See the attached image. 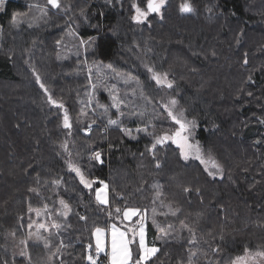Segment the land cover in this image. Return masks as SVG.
Here are the masks:
<instances>
[{
	"label": "trees",
	"instance_id": "1",
	"mask_svg": "<svg viewBox=\"0 0 264 264\" xmlns=\"http://www.w3.org/2000/svg\"><path fill=\"white\" fill-rule=\"evenodd\" d=\"M182 2L166 0L161 15L150 14L144 24L133 21L132 4L146 10L147 0H59L63 16L61 8L47 5L49 19L36 39L45 55L39 54L37 62L36 48L28 47L18 72L11 33L24 39L36 31H20V17L31 12L24 5L28 1L4 0L0 31L8 42L0 47V264H87V255L95 254L94 227L106 228L116 219L114 211L109 218L108 209L96 203L99 181L107 184L113 207L146 210L148 244L159 248L148 264H188L193 251V264H229L245 248L264 249V0H188L193 11L185 16L179 11ZM72 38L73 45L86 43L83 55L56 52L71 48ZM149 66L167 73L173 87H157ZM34 70L53 99L64 104L71 129L63 127L64 110L47 103ZM110 93L127 105L120 107L123 115L112 107ZM173 98L176 111L183 109L187 120H195L196 139L221 166L220 178H210L196 161L182 160L171 141L157 145L154 158L148 151L153 136L136 131L146 126L155 135L174 130L162 106ZM109 118L119 119L131 135L109 126ZM69 160L97 181L92 189L69 171ZM154 185L160 186L159 197ZM61 200L71 211L66 218L55 216L60 227L43 234L49 248L28 242L35 211L47 205L55 215ZM169 206L180 211L165 215ZM181 221L193 229L195 244L189 243L192 233ZM21 240L27 241V255L18 257L13 252ZM61 241L66 247H58Z\"/></svg>",
	"mask_w": 264,
	"mask_h": 264
},
{
	"label": "snow or ice",
	"instance_id": "2",
	"mask_svg": "<svg viewBox=\"0 0 264 264\" xmlns=\"http://www.w3.org/2000/svg\"><path fill=\"white\" fill-rule=\"evenodd\" d=\"M166 3V0H147L146 10H142L141 7H139L136 3L132 4V8L135 10V15L132 17L133 21L136 23H144L148 16L152 13H155L157 15H161V9L164 7ZM47 4L51 5L52 8H60L61 5L59 3V0H47ZM4 6V0H0V11L3 10ZM179 11L181 13H190L193 11L192 5L188 2V0H184L179 6ZM211 11V9H209ZM12 23L13 26L16 25L17 20L16 17H12ZM245 63H247V60H245ZM148 73L151 74V80L155 82L157 87H166L168 89H171L173 87L172 81L168 79L167 73H161L154 69L153 67H147ZM33 75L35 76L36 83L40 86V88L44 91L45 96L47 97V103L63 109L64 115H63V127L65 129H71L72 125L69 120V115L67 113V109H65V106L62 102H58L57 100L53 99L52 95L49 93L47 87L44 85V83L41 80V77L38 73L33 71ZM114 87V86H113ZM111 95V99L113 101L112 107L117 110V113H120V115H123V113L120 111V107L122 104H125L124 100L120 99L117 95ZM141 97H143V91H141ZM178 104V101L176 99H170L168 104L162 105L164 110L167 112L168 117L171 119V121L177 125L174 130L172 131H165L163 135H155L154 132H149L148 127L145 128H137V132H144L146 135H152L153 136V143L150 148H148V151L153 154V157L155 158V153L157 150V145L163 147L165 143L168 141H171L173 144L176 145L180 149V158L184 161H188L189 159H195L198 160L201 164H203L204 170L208 173L209 176H216L217 174H220L222 172V168L219 165V163L216 162L214 158L209 155L207 158H205L203 151L199 145V142L196 144H192L190 142V136L191 131L190 129L195 127V120H187L185 118V114L183 109L180 111H176V106ZM125 106H127L125 104ZM105 113H107V109H105ZM140 115H143L141 113ZM92 123H95V120L92 121ZM108 125L109 126H116L120 128V131L125 132L128 135H131V130L126 129L121 126V122L119 119H108ZM264 123V121H262ZM149 125H151V121H149ZM153 129L155 128V125H151ZM91 129V124L88 125V130ZM134 138V137H133ZM62 147L67 151V144L65 143L62 145ZM94 158L97 161H101V154L99 152L93 153ZM102 162V161H101ZM68 169L71 172H74L76 177L79 178V182L81 185H83L86 189H92L93 184L97 183V181L92 180L84 174V172L81 170L80 167L74 165L71 160L67 161ZM156 167H160L159 161L156 162ZM210 168L215 169V172L211 171ZM53 185H59V180H53ZM101 186L95 189V200L96 203L100 206H103L101 209L102 211L105 209H108V216L109 218H112L113 211L116 213V219H120V214L122 213V219L124 221H131L133 217H139L138 220H136L134 223L138 225V227H128L126 230L122 231L120 228L116 226V224L111 225L110 229V245L106 243L105 241V228L100 226H95L92 231V236L95 238V252L96 256H93L92 254L87 255L86 259L88 261V264H97V260L99 257V254L101 252H104L106 248L110 247V251L106 253L108 258V264H148L149 261L152 260V258L159 252V248L155 245L149 246L146 243V236H145V227H144V221L146 219V210L144 213L141 212V209L139 208H133V207H127L121 208L119 206L113 207L110 204L109 198H108V192H107V184H105L103 181L98 182ZM154 187L157 188L156 195L159 197L162 193L159 191L158 185H154ZM30 192H36L37 190L34 188L29 189ZM185 192L190 191V189L185 188ZM37 194H39L37 192ZM60 204L62 205L64 211L65 218L68 216L69 212L71 211L69 205L65 203L63 200L60 201ZM29 213L33 211V209L30 207L28 209ZM44 211L47 212V205L44 207ZM180 209H172L171 206H169L168 213H164L165 215L171 214L173 216L176 215L177 212H179ZM153 215L157 213V210L155 207L152 209ZM36 215L39 217L40 212L37 211ZM49 220L52 221L50 227L51 228H59L60 225L57 221L53 220L52 217H48ZM81 220H86L87 217L80 215ZM153 224L156 225L157 228H160V225L156 223L155 219H153ZM32 223L28 225L29 228H32ZM181 226L183 229L189 231L192 233V239L189 240L190 244H195V234L193 229L185 224L183 221H181ZM39 228H43L45 231H48L49 226L46 224H39ZM163 231V229H160ZM13 237H15V233H12ZM33 234L29 233V237H31ZM167 236V233H166ZM37 240H43V246L45 249L49 248L50 241L47 239H44L40 235H36ZM161 239H165L166 237H162ZM21 244L24 245V249L21 251V255L25 256L27 255V241L21 240ZM134 245H138V247H134ZM59 248H64L66 245L63 241L60 242ZM89 249L91 248V244L88 246ZM214 251H219V249H214ZM196 256V252H191V255L188 257V264H193V259ZM29 261L31 260V257H28ZM261 261H264V249H257L256 251H251L247 248L244 250V254L242 256H236L234 259L230 260L229 264H260Z\"/></svg>",
	"mask_w": 264,
	"mask_h": 264
},
{
	"label": "rangeland",
	"instance_id": "3",
	"mask_svg": "<svg viewBox=\"0 0 264 264\" xmlns=\"http://www.w3.org/2000/svg\"><path fill=\"white\" fill-rule=\"evenodd\" d=\"M26 1H28L29 2V4H27V3H24V5H25V7L28 9V10H30V7H31V12L27 15V16H25L24 18H23V20H22V17H20V21H22V26H20V31H22V32H24V31H26V28H31V29H28V32L29 33H33V32H35L36 31V33L34 34V36L32 37V38H29V37H26L25 36V38L23 39L22 38V36L21 35H18V34H14L13 32L11 33V35L16 39L15 41H16V43H15V47L12 49L13 51H10L13 55H15L16 56V68H17V70H18V72H20V69L18 68V66H19V63H18V61H25L26 60V58H27V53H26V51L28 50L27 48L28 47H30V48H32L31 46L33 45V48H36V52L33 54V56L34 55H36L34 58L35 59H37L36 61L37 62H39L38 61V56H39V54L40 55H45V51H44V49L42 48V49H40V47L37 45V43H36V39H37V37H38V35H39V32H41V30H39L38 28H42V27H44V26H46V24H47V21H48V19H49V17H48V15H49V13H50V9L47 7V5H49V4H47V0H26ZM146 5H147V3H146ZM139 6V5H138ZM49 7H51V5H49ZM140 7V6H139ZM61 8V14H60V16H63V14H64V9H63V4H62V6L60 7ZM51 9H52V7H51ZM57 9V8H56ZM142 9V8H141ZM142 10H145L144 8L142 9ZM63 13V14H62ZM192 12H190V13H182V15H187V14H191ZM206 14V13H205ZM134 15H135V10H134ZM133 15V16H134ZM212 15L213 14H207L206 16H204L205 18H212ZM74 16L75 17H78L79 15H75L74 14ZM80 17H82L83 18V15L81 14V16ZM149 19V17L147 18V20ZM70 20V19H69ZM69 20H67V22L68 23H71ZM147 20L144 22V23H147ZM191 20H193V18L191 17ZM76 23V22H75ZM143 23V24H144ZM42 24V26H40ZM184 23H182V25H183ZM76 25H78L77 23H76ZM59 28L60 29H63V27L62 26H59ZM34 29H38V30H34ZM70 30L71 31H73L74 32V28L72 27V26H70ZM8 42V39H7V36H6V33H4L3 31H0V47H1V45H2V42ZM79 42H81L80 43V46L81 47H79L78 46V43ZM26 44H28V45H26ZM84 45H86V43L85 42H82V41H75V44L73 45V38H72V43H71V45H70V47L71 48H63V49H60L59 51H56V52H61V54H62V56H64V54H67V52L69 53V52H73V53H81V55H83L84 53H83V51H85V49H83L82 47H84ZM64 46H65V44H64ZM64 49H65V51L66 52H64ZM19 51H21L19 54H17V52H19ZM69 55V54H68ZM68 55H65L66 57H68ZM17 57L19 58L18 60H17ZM77 58H79V57H77ZM49 59H50V57H49ZM22 61H21V63H22ZM41 64V63H40ZM66 64V63H65ZM41 66H43V64H41ZM66 67H67V70L66 71H68L69 70V68H71L70 66H69V64L68 65H65ZM72 70V69H71ZM24 75V74H23ZM23 75L20 73V76H22L23 77ZM27 75H28V73H27ZM22 81H23V83H24V77H23V79H22ZM41 91V90H40ZM92 91V87H90L89 88V92H90V94H92V96L94 95V93L93 92H91ZM42 92V91H41ZM89 102H90V105L92 106V100H91V98H90V96H89ZM112 109V108H111ZM112 111H114V109H112ZM176 127H178L177 125H176ZM196 129H198V127H197V124L195 123V127L194 128H192V129H190V131H191V136H190V142L192 143V144H196L197 142H198V140L196 139ZM173 144V143H172ZM174 145V147L175 148H177L178 150H179V153H180V149L178 148V147H176V145L175 144H173ZM199 145H200V143H199ZM200 147H201V145H200ZM201 149H202V147H201ZM202 151H203V154H204V156H205V158H207L209 155L208 154H206L205 152H204V150L202 149ZM212 157V156H211ZM213 158V157H212ZM188 161H196L197 163H199L200 165H201V167L203 168V170H204V165L203 164H201L198 160H195V159H189ZM187 162V161H186ZM210 170L211 171H213V172H215V169H213V168H210ZM205 171V170H204ZM206 172V171H205ZM222 172H223V170H222ZM222 172L220 173V174H217L216 176H209L210 178H220L221 176H222ZM207 173V172H206ZM208 174V173H207ZM79 179V178H78ZM106 184V183H105ZM101 185H99V187H100ZM107 192H108V188H107ZM95 195V194H94ZM60 203V202H59ZM45 207V206H44ZM44 207H42L41 209H37L36 211H35V213H34V218H33V220H32V228H29L28 227V231H27V234H26V240L28 241V242H31V243H41L42 245H43V240H37L36 239V235L38 234V235H40L41 237H43L44 235L43 234H46V235H48L49 234V232H51L54 228H51L50 227V225H51V223H52V221L51 220H49L48 219V217L50 216V217H52V219L53 220H55V216H56V218H57V220L59 219V217H62V216H64V209H63V207L61 206V209L59 210V211H57V213L55 214V215H52V214H49L48 212H45L44 211ZM48 209V208H47ZM37 211H39L40 212V216L38 217L37 215H36V212ZM59 216V217H58ZM120 219H115L114 221H112V222H110V223H108V225H107V227L105 228V241H106V243L107 244H109L110 245V229H111V225L114 223V224H116V226L118 227V228H120L122 231H124V230H126L128 227H138V225H136L134 222L136 221V220H138L139 219V217H133L132 218V220L131 221H124L123 219H122V213L120 214ZM39 224H46V225H48L49 226V228H48V231H45L43 228H39L38 227V225ZM144 227H145V236H146V225H145V221H144ZM29 233H32L33 235L31 236V237H29ZM146 243L148 244V241H147V236H146ZM93 245H94V249H95V238L93 237ZM149 246H152L151 244H148ZM23 246L24 245H22L21 244V242H16V248H15V250H14V252H13V254L15 255V256H18V257H21L22 255H21V251L23 250ZM137 247H138V245H137ZM108 251H110V247L109 248H106L105 249V251L104 252H101L100 254L101 255H103V256H105V259H106V263L108 264V258H107V255H106V253L108 252ZM96 253V252H95ZM89 255V254H88ZM93 255V254H92ZM93 256H95V255H93ZM85 261H86V263L88 264V261H87V259H85ZM260 264H264V261H261L260 262Z\"/></svg>",
	"mask_w": 264,
	"mask_h": 264
},
{
	"label": "built area",
	"instance_id": "4",
	"mask_svg": "<svg viewBox=\"0 0 264 264\" xmlns=\"http://www.w3.org/2000/svg\"><path fill=\"white\" fill-rule=\"evenodd\" d=\"M96 256V253L94 254ZM102 257H104L103 255L99 254V257H98V260H97V263H100V264H107L106 261H103L102 260Z\"/></svg>",
	"mask_w": 264,
	"mask_h": 264
},
{
	"label": "water",
	"instance_id": "5",
	"mask_svg": "<svg viewBox=\"0 0 264 264\" xmlns=\"http://www.w3.org/2000/svg\"><path fill=\"white\" fill-rule=\"evenodd\" d=\"M54 9H56V8H54ZM153 14V13H152Z\"/></svg>",
	"mask_w": 264,
	"mask_h": 264
}]
</instances>
